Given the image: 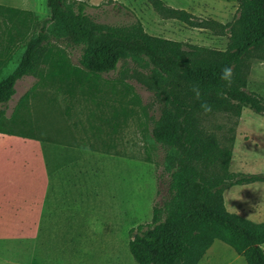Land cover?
Here are the masks:
<instances>
[{
    "label": "trees",
    "instance_id": "trees-1",
    "mask_svg": "<svg viewBox=\"0 0 264 264\" xmlns=\"http://www.w3.org/2000/svg\"><path fill=\"white\" fill-rule=\"evenodd\" d=\"M146 1L162 20L228 36L226 49L153 37L139 20L126 26L102 24L88 13L89 9H104L111 0L97 6L87 0H46L49 15L44 18L0 5V105L11 100L23 77H34L37 84L50 86L70 99L114 95L118 109L110 119L116 134L133 114L128 105L140 102L123 81L126 66L132 63L149 70L159 116L149 117L144 129L142 161L162 169L168 185L162 202L152 207L150 223L129 232L128 250L134 262L198 264L219 241L246 264H264V222L229 213L223 201L226 189L264 182V177L231 173L233 137L220 140L204 126L208 118L220 114L239 118L242 109L264 114V101L246 91L244 77L254 54L264 60V0H238L236 15L226 24L196 18L161 0ZM66 48L81 50L78 65L71 62ZM225 68L231 69L227 80L222 79ZM118 71L115 80L104 77ZM115 87H119L116 93ZM28 97V93L23 95L9 120L0 111V134L37 139L32 125L17 119L21 108L26 109ZM119 117L124 119L121 123ZM89 128L97 137L99 127ZM70 138L73 143H65L69 146L80 144L104 155L111 151L120 155L110 136L101 140L99 148L90 142L86 130L80 140L74 135Z\"/></svg>",
    "mask_w": 264,
    "mask_h": 264
},
{
    "label": "rangeland",
    "instance_id": "rangeland-1",
    "mask_svg": "<svg viewBox=\"0 0 264 264\" xmlns=\"http://www.w3.org/2000/svg\"><path fill=\"white\" fill-rule=\"evenodd\" d=\"M106 1L90 0V3L97 6ZM111 1L104 9H89L88 13L97 22L114 26H126L139 20L144 31L153 37L220 51L227 47L228 36L191 29L174 20H162L146 0ZM161 1L196 18L210 19L221 24L233 20L238 6V0ZM31 4L30 9L41 18L49 15L46 0H33ZM115 4L126 9H118ZM0 5L14 8L26 6L22 0H0ZM66 53L71 62L78 65L81 50L66 48ZM258 55L254 54L248 60L244 77L246 91L256 94L264 101V60H260ZM15 58L18 59V56ZM126 68L123 81L132 88L140 102L128 105L133 109V114L124 125L121 123L124 119L119 117L121 127L116 134L112 133L113 119H110L113 110L118 109L114 103V95L107 98L99 94L94 100L80 96L70 99L50 86L37 84L34 77H23L17 81L11 100L0 105V111H4L9 120L13 117L19 100L28 93L26 109L21 108L17 119L30 123L37 139L47 141L48 144L63 143L61 147L64 148V154L72 155L79 161V166L88 171V177L92 181L90 186L99 188L101 185L109 202V207L105 209L96 206L91 211L81 210L80 215L86 216L75 223L72 227L74 233L71 235L62 234L65 227H44V233L39 236L37 243L36 260L39 264H136L128 250L129 232L139 225L150 223L152 207L161 203L166 196L168 177L162 169L142 161L145 155L144 129L149 117L157 119L159 116L150 72L132 63ZM119 76L118 71L104 77L115 80ZM117 88L119 87H115V93ZM109 119L110 123L107 125L105 122ZM90 126L99 127V131H95L97 137L92 136L94 132L90 130ZM204 126L220 140L223 137H233L229 167L231 173L264 177V114L258 115L242 109L239 118L220 114L208 118ZM217 126L220 128H216ZM0 128L2 130L1 125ZM16 130L27 131L25 128ZM84 130L97 148L101 140L110 136L120 155L117 156L113 151L111 155H104L80 144L77 148L65 144L73 143L71 135L80 140ZM27 154L28 148L25 149L20 142L7 140V136L0 135V169L9 161L17 162L18 158ZM92 155L96 157L94 162L87 160ZM21 168L22 166L18 169ZM223 201L229 213L254 223L264 222V182L230 187L223 192ZM71 236L76 243H70ZM262 249L264 251V245ZM198 264L246 263L230 247L215 241Z\"/></svg>",
    "mask_w": 264,
    "mask_h": 264
},
{
    "label": "crops",
    "instance_id": "crops-1",
    "mask_svg": "<svg viewBox=\"0 0 264 264\" xmlns=\"http://www.w3.org/2000/svg\"><path fill=\"white\" fill-rule=\"evenodd\" d=\"M22 2L26 6L16 9L33 12V0ZM3 136L20 142L28 154L0 169V264H39L37 243L44 227H65L62 234L71 235L75 223L86 216L80 211L105 209L108 198L101 185L90 186L88 171L72 155L64 154L63 143ZM94 156L87 160L94 162ZM69 241L76 243L72 236Z\"/></svg>",
    "mask_w": 264,
    "mask_h": 264
},
{
    "label": "clouds",
    "instance_id": "clouds-1",
    "mask_svg": "<svg viewBox=\"0 0 264 264\" xmlns=\"http://www.w3.org/2000/svg\"><path fill=\"white\" fill-rule=\"evenodd\" d=\"M231 75V69L230 68H225L223 69V75H222V79L227 80Z\"/></svg>",
    "mask_w": 264,
    "mask_h": 264
}]
</instances>
